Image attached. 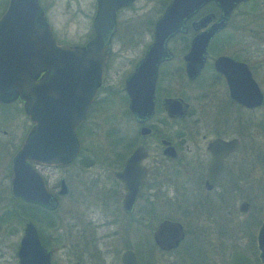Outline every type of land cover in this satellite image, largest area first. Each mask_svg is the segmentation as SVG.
I'll return each mask as SVG.
<instances>
[{
  "label": "flooded vegetation",
  "instance_id": "af4514ba",
  "mask_svg": "<svg viewBox=\"0 0 264 264\" xmlns=\"http://www.w3.org/2000/svg\"><path fill=\"white\" fill-rule=\"evenodd\" d=\"M37 1L58 43L81 46L93 37L99 0H65L63 10L70 16L64 30L54 25L48 14L52 2ZM251 1L238 3L210 40L223 39V35L227 39L236 38L239 43L232 48L221 45L217 51L210 50L208 44L202 66L192 77L187 75L183 56L191 38L217 20L220 10L213 2H207L184 20L183 30L167 39L169 55L157 66L153 112L138 121L128 109L125 79L145 55L152 41L154 23L170 0L162 5L156 18L148 20L151 39L143 45L140 54L115 44L121 23L127 24L139 17V0L115 9L114 30L109 36V51L101 78L85 118L74 130L78 143L76 155L66 163L52 166L29 162L54 199L53 205L23 201L12 195L11 160L32 122L25 115L19 97L0 102L1 115L12 119L19 113L28 122L17 138L12 136L8 125H0L1 145L10 148L6 172L0 179V194L8 195L10 202L18 198L26 203L23 208L10 203L0 207V235L3 232L13 235L19 232L15 225L22 226L14 251L15 264H18V244L28 222L33 225L41 246L50 252L49 264H54L57 251L63 252L65 264H123L122 255L126 251H131L136 264H229L234 252L244 254L251 260L250 264H264L256 242L264 219L259 215L261 201H264V40L259 35L257 41L250 38L264 33V29L253 30L247 37L249 43H244L242 27L232 24L236 11ZM7 3L8 0H0V17ZM261 5L264 1L259 5L255 3L249 15L260 26L264 17L257 9ZM207 14L213 17L199 26L198 21ZM74 18L80 19L82 31L73 32V37L67 35L66 28ZM136 46L139 48V42ZM219 56L245 66L262 94L260 104L245 105L230 97L225 75L214 67V59ZM222 68L232 82L237 83L235 95L250 99L253 94L243 72L231 66ZM175 77L184 79L188 86L182 90L172 88L171 80ZM114 98L122 101L121 109L134 120V135L127 137L120 129L111 127L109 132L116 137L114 144L118 146L105 151L103 157L85 155L89 151L80 138V130L91 121L93 110L112 111L110 105ZM163 98L181 99L186 104L185 111L179 116H169L163 108ZM10 106L12 109L7 111ZM131 139L133 144L128 148L126 145ZM136 147L140 151L137 168L144 169L145 174L127 207L123 204L127 193L124 183L115 173L123 169L125 160ZM95 165L101 171L91 172ZM58 170L59 175L54 173ZM64 171L70 172V176L64 175ZM4 182L6 185H1ZM70 192L75 194L72 217L65 216L67 211L61 210V202ZM256 196H259L258 206L254 201ZM239 214L246 218L239 220ZM163 221L177 223L182 231V236L167 246H160L153 238V232ZM238 225L250 226L249 233H235ZM129 226L145 227L148 237H139L136 244L128 242L126 228ZM233 264L241 263L234 261Z\"/></svg>",
  "mask_w": 264,
  "mask_h": 264
},
{
  "label": "water",
  "instance_id": "95a60500",
  "mask_svg": "<svg viewBox=\"0 0 264 264\" xmlns=\"http://www.w3.org/2000/svg\"><path fill=\"white\" fill-rule=\"evenodd\" d=\"M129 1L132 0L108 3L99 0L93 22L94 35L85 45L78 46L58 43L53 38L37 0H8L0 17V102L19 97L25 115L32 122L11 160L10 187L15 197L41 205L55 203L29 162L52 166L66 163L76 155L78 143L74 130L85 118L87 106L101 78L109 51V36L114 30V11ZM243 1L246 0H170L154 23L152 41L145 55L125 79L128 109L135 120L148 118L153 112L157 66L169 55L167 39L183 30L184 20L207 2H213L220 10L217 20L191 38L183 56L187 75L192 77L201 68L213 35L223 27L231 10ZM212 17V14L205 15L198 25H205ZM222 66L243 72L253 94L250 99L235 95L237 83L232 82ZM214 67L225 75L230 97L245 105L262 102V94L243 64L219 56L214 59ZM41 72L39 79L35 80ZM162 105L169 116H179L186 109V104L179 98H163ZM219 144L227 146L223 142ZM139 152L136 147L125 160L123 169L115 173L124 183L127 193L123 204L127 207L135 198L145 174L144 169L137 168ZM181 236L179 225L169 221H163L153 232V238L160 246H167ZM256 242L264 263V219ZM16 253L18 264H49L50 252L41 246L30 222L24 226ZM234 261L241 264L251 262L239 252L232 254L229 264ZM122 262L136 264L131 251L123 253Z\"/></svg>",
  "mask_w": 264,
  "mask_h": 264
},
{
  "label": "rangeland",
  "instance_id": "374dc122",
  "mask_svg": "<svg viewBox=\"0 0 264 264\" xmlns=\"http://www.w3.org/2000/svg\"><path fill=\"white\" fill-rule=\"evenodd\" d=\"M42 1L45 4L52 2V4L48 7V14L54 21V25H56L59 29L64 30V24L68 21V17L70 16V14L63 10L65 0ZM166 1L167 0H139V17L130 20L127 24L123 22L121 23L115 44L121 45L125 49H128L129 47L131 48V50L137 52L139 51L140 54L141 50L143 49V45L149 42L151 39L150 33L148 32V20L151 18H156L159 15L162 9V4H164ZM260 1L264 0H252L250 3L243 4L240 9L236 11L237 14L232 18L233 25L238 24L240 28L242 27L241 34L243 38L242 41H244V43H249L247 37H250L251 33L254 32L253 30L264 29V19H262L260 26L257 22H253L254 17L249 16L255 9V3H258L259 5ZM242 13H245L247 15H243ZM257 13H260V15L264 17V5H261L257 9ZM79 20V18H74L73 20L69 21L66 28L67 35L73 36V32L82 31V24H79ZM258 35L264 40V33H257L255 38H250L254 41H257L259 39ZM221 37L223 39L217 37L209 43L210 50L217 51L221 45H223V47L225 48H232L234 47V45L239 43L236 38L227 39L223 35ZM73 39L71 41H73ZM138 42L139 48L136 46L138 45ZM114 49H116L115 46ZM171 81V87L174 89L178 88L182 90L184 87L188 86V84L182 78L178 79L177 77H175V79ZM262 87L264 88V81L262 83ZM121 104V100L114 98L110 105L112 111H92L91 121H89V123L86 124V126L83 127L79 133L84 146L87 147L89 151V154L85 153V155H95L97 157H103L105 155V151L111 150L114 146H118V144H114L116 137L113 135V133L109 132L111 127L120 129L122 132H124V134H126L127 137L131 138V136L134 135L135 122L121 109ZM11 109L12 106H10L7 111H10ZM1 113L2 111L0 110V125H8L14 138H17L18 135L20 136V132L22 131V129H25L28 126V122L24 121L23 116H21V114L19 113H17L12 119L7 118L6 115H1ZM9 150L10 148L3 147L0 142V179L2 178V175H4V172H6L5 165L7 163ZM92 150H94V152ZM99 168L100 167L98 165H95L91 167L90 171H101L99 170ZM59 172L60 171L58 170L54 173L59 175ZM79 172L81 173V168ZM64 175L70 176V172L64 171ZM1 185H6V182L1 183ZM9 199L10 197L8 195L0 194V207H2L3 204L5 205L9 203L13 205V202H10ZM74 199L75 194L71 192L67 197L63 198L61 202V210L64 212L67 211L65 213V216L67 215L72 217V213L75 210V208H73V205H75ZM254 201L256 206H258L259 196H256ZM260 205L262 207L260 209L261 211L259 215L260 219L262 220L264 218V201H261ZM244 218H246V216L241 214L238 215L239 220H243ZM15 227L17 228V230H19V232H16L13 235H7L5 234V232H3L2 235H0V264H15L14 251L16 243L18 242V238L21 235L22 226L16 224ZM249 231L250 226L238 225L235 229V233L238 232V234L241 233L242 235H247ZM126 233L128 242L132 244H136L137 241H139V237H148L147 229L145 227L137 228L129 226L126 228ZM213 235L216 236V233L213 232ZM117 246L120 247L121 244H117ZM54 264H65V256L63 255L62 251H57L54 255Z\"/></svg>",
  "mask_w": 264,
  "mask_h": 264
},
{
  "label": "trees",
  "instance_id": "16d2710c",
  "mask_svg": "<svg viewBox=\"0 0 264 264\" xmlns=\"http://www.w3.org/2000/svg\"><path fill=\"white\" fill-rule=\"evenodd\" d=\"M211 7L213 9H215L214 6H211ZM129 117H131V116L129 115ZM132 144H133L132 139L131 140H128V143H127L126 147L130 148L132 146ZM13 205H15L17 207L22 206V208H23L26 205V203L23 202V201H21L20 199L16 198L15 200H13Z\"/></svg>",
  "mask_w": 264,
  "mask_h": 264
}]
</instances>
